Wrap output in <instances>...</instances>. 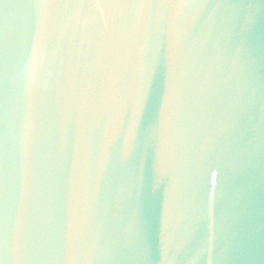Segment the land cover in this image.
Returning <instances> with one entry per match:
<instances>
[{
    "label": "water",
    "instance_id": "obj_1",
    "mask_svg": "<svg viewBox=\"0 0 264 264\" xmlns=\"http://www.w3.org/2000/svg\"><path fill=\"white\" fill-rule=\"evenodd\" d=\"M0 264H264V0H0Z\"/></svg>",
    "mask_w": 264,
    "mask_h": 264
}]
</instances>
